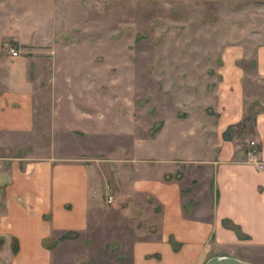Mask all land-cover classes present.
<instances>
[{
	"label": "rangeland",
	"instance_id": "rangeland-1",
	"mask_svg": "<svg viewBox=\"0 0 264 264\" xmlns=\"http://www.w3.org/2000/svg\"><path fill=\"white\" fill-rule=\"evenodd\" d=\"M261 43L264 0H0V62L11 49L18 55L5 61H25L35 109L33 129L12 136L11 149L0 154L11 161H88L101 177L104 208L85 234L48 239V249L73 239L55 250L51 264H132L130 245L147 224L115 210L120 177L148 159L165 122L169 132L201 139L194 118L180 120L201 107L225 61L246 70L248 119L237 128V141L242 152L255 147L253 114L257 99L264 100V79L252 69ZM8 73L0 67V76ZM3 194L0 189V264H14L18 241L5 232ZM256 257L255 264H264L263 253Z\"/></svg>",
	"mask_w": 264,
	"mask_h": 264
},
{
	"label": "crops",
	"instance_id": "crops-1",
	"mask_svg": "<svg viewBox=\"0 0 264 264\" xmlns=\"http://www.w3.org/2000/svg\"><path fill=\"white\" fill-rule=\"evenodd\" d=\"M255 53L252 70L264 79V43ZM16 57L8 55L0 62L9 72L0 76V151H9L12 136L30 132L35 124L33 85L25 61H5ZM218 72L221 76L201 98V107L196 105L195 112L180 120L194 118L201 139L189 131L169 132L165 122L151 139L148 159L134 162L120 177L123 185L115 195V210L121 207L130 220L140 217L147 224L145 235L130 245L132 264H204L211 256L255 264L260 260L257 253L264 254V100L255 102V147L242 152L236 130L248 117L246 70L225 61ZM161 141L163 146L152 154ZM12 158L0 154V166L8 162V170L0 171V189L4 219H10L5 232L18 241L14 264H51L55 250L73 239L52 249L45 246L48 239L83 234L104 208L101 177L88 161ZM193 181L204 183L202 190L198 192ZM130 197L135 198L131 204ZM126 200L128 205H120ZM247 248L256 254H242Z\"/></svg>",
	"mask_w": 264,
	"mask_h": 264
},
{
	"label": "water",
	"instance_id": "water-1",
	"mask_svg": "<svg viewBox=\"0 0 264 264\" xmlns=\"http://www.w3.org/2000/svg\"><path fill=\"white\" fill-rule=\"evenodd\" d=\"M204 264H251L233 256H211Z\"/></svg>",
	"mask_w": 264,
	"mask_h": 264
},
{
	"label": "built area",
	"instance_id": "built-area-1",
	"mask_svg": "<svg viewBox=\"0 0 264 264\" xmlns=\"http://www.w3.org/2000/svg\"><path fill=\"white\" fill-rule=\"evenodd\" d=\"M10 52H11V55H13V56H17L18 55V52L13 50V49H11ZM251 143L253 144L254 142L252 141ZM259 167H262V165L259 164Z\"/></svg>",
	"mask_w": 264,
	"mask_h": 264
},
{
	"label": "trees",
	"instance_id": "trees-1",
	"mask_svg": "<svg viewBox=\"0 0 264 264\" xmlns=\"http://www.w3.org/2000/svg\"><path fill=\"white\" fill-rule=\"evenodd\" d=\"M245 118H247V119H248V117H245ZM247 119H246V120H247ZM68 236H70V235H68ZM65 237H66V236H64V235L62 236V238H65ZM15 239H16V238H15ZM15 251H16V252L18 251V247L16 248V250H15Z\"/></svg>",
	"mask_w": 264,
	"mask_h": 264
}]
</instances>
